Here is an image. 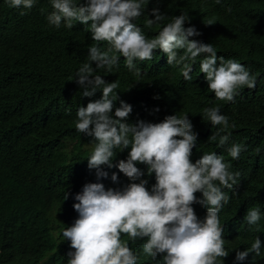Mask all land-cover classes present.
Wrapping results in <instances>:
<instances>
[{
  "label": "clouds",
  "instance_id": "1",
  "mask_svg": "<svg viewBox=\"0 0 264 264\" xmlns=\"http://www.w3.org/2000/svg\"><path fill=\"white\" fill-rule=\"evenodd\" d=\"M150 1L50 0L51 9L45 17L49 26L72 29L81 25L90 31L94 41L88 48V62L75 73L87 102L78 107L75 129L93 139L88 141L87 162L71 170L78 162L72 163L64 170L63 182L71 186L64 199L70 215L78 213V218L62 232L70 243L63 264H223L227 258L230 262L234 259L233 263L248 261L253 253L260 257L258 237L249 239L241 251L229 252L226 248L227 236L219 212L230 199L224 189L234 191L240 173L232 171L231 162L216 152L204 153L192 162L197 133L187 113H164L158 123H125L132 109L123 100L115 106L120 97L117 83L94 75L97 69L113 73L123 57L125 66L139 76L136 62L152 60L159 49L166 54L170 66H181L186 81L195 74L209 95L212 106L202 110L203 121L218 131L208 141L216 142L218 147L229 142L230 129L236 126L221 114L220 106H230L245 88L254 89L256 77L245 68L249 66L245 58L227 59L220 49L218 52L214 40L205 37L194 23L208 3L219 0H192L186 4L171 0V6L176 7L171 21L149 39L134 21L145 13ZM36 2L7 0L10 8L25 10L21 15ZM154 2L168 9L165 0ZM158 7L150 10L152 17L147 26L165 21ZM226 11L231 12V8ZM203 22L216 23L214 18ZM81 39L78 36L73 45ZM101 44H107L106 50L101 49ZM124 149H129L127 159L116 160L110 188L102 184L104 179L95 182L108 177L103 166L112 168L117 152ZM245 149L246 145L234 143L227 148V154L238 160ZM255 151L259 154L260 149ZM137 164L146 165L148 175L155 174L150 191L147 180L142 179L145 172ZM137 180L139 183H131ZM124 181L130 183L125 186ZM75 188L78 192L72 193ZM197 192L202 199L195 195ZM196 203L206 206L203 220L192 207ZM242 220L244 229L257 225L259 232L260 209H248Z\"/></svg>",
  "mask_w": 264,
  "mask_h": 264
},
{
  "label": "trees",
  "instance_id": "2",
  "mask_svg": "<svg viewBox=\"0 0 264 264\" xmlns=\"http://www.w3.org/2000/svg\"><path fill=\"white\" fill-rule=\"evenodd\" d=\"M190 1L182 0L185 4ZM165 2L167 10L151 0L145 13L134 21L149 39L171 21L176 7L171 6V0ZM256 2H210L194 19L205 37L214 42L217 39V50L227 59L245 58L249 65L245 68L256 77L254 89L245 88L230 106H220L221 114L236 126L230 129L231 136L224 147L208 141L218 129L203 121L202 110L212 103L202 82L195 74L191 81H186L181 77V66H170L166 54L159 49L155 50L152 60L136 62L140 67L139 76L125 66L123 57L113 73L108 74L103 69L94 72L108 82L117 83L120 97L114 102L116 107L120 100L131 105L132 111L125 123L135 124L138 120L158 123L164 119V113L183 112L179 116L187 113L197 133L192 162L204 153L216 152L224 156L226 162H231L232 171L240 173L234 191L224 189L230 199L219 212L224 236H227L226 248L229 252L241 251L250 243L249 239L254 241L258 237L261 256L253 253L248 261L236 263L227 258L223 264H264V30L261 29L264 28V0ZM154 7H158L166 19L147 26ZM228 8L231 12L226 11ZM40 9L45 11L41 13ZM49 9L50 0H37L31 10L21 15L23 8H10L7 0H0V264H63L70 243L62 232L78 218V213L70 215L68 211L64 198L71 186L65 184L63 178L69 165L78 162L70 169L79 168L90 155L88 141L93 138L75 129L78 107L87 105L75 73L88 62V48L94 41L90 31L81 25H74L72 29L49 26L45 18ZM213 18L216 23L212 25L203 22ZM78 36L82 37L81 41L73 45ZM100 47L106 50L108 46L101 44ZM92 66L95 67V62ZM234 143L246 145L238 160H232L227 154V148ZM257 148L259 154L255 151ZM128 151L117 152L114 166H103L108 177L95 182L104 179L102 184L110 188L115 164L126 160ZM70 159L74 161L69 163ZM136 166L143 168L142 179L147 180L146 187L150 191L155 174L148 175L144 164ZM132 182L139 183L138 180ZM129 183L123 182L125 186ZM77 192L75 188L72 193ZM195 195L202 199L201 193ZM192 207L203 220L206 206L196 203ZM254 207L261 211L259 232L257 225L248 230L243 228V216Z\"/></svg>",
  "mask_w": 264,
  "mask_h": 264
},
{
  "label": "bare ground",
  "instance_id": "3",
  "mask_svg": "<svg viewBox=\"0 0 264 264\" xmlns=\"http://www.w3.org/2000/svg\"><path fill=\"white\" fill-rule=\"evenodd\" d=\"M256 1H257V0H254V2H256ZM247 2H248V1H247ZM247 2H245V3H247ZM250 2H251V1H250ZM258 2H259V1H258ZM256 3H257V2H256ZM248 4H249L248 6H247V4H246L247 7L250 6V3H248ZM251 4L253 5V3H251ZM253 6H254V5H253ZM253 6H251V7H253ZM251 7H250V8H251ZM250 10H251V9H250ZM252 21H253V20H252ZM228 22H229V21H228ZM232 23L234 24L233 21H232ZM236 23H237V22H236ZM237 24H238V23H237ZM242 24H243V23H242ZM252 24H254V23H252ZM238 25H239V24H238ZM259 25H260V24H259ZM234 26H236V25H234ZM234 26H233V27H234ZM243 26H245V25L243 24ZM262 26H263V25H262ZM246 27H248V26L246 25ZM234 28H236V27H234ZM240 28H242V27H240ZM261 29L264 30V28H261ZM232 30H233V29H232ZM239 31H240V30H239ZM260 31H261V30H260ZM151 32H152V31H151ZM230 32H232V31H230ZM242 32H243V31H242ZM262 32H263V31H262ZM147 33H148V32H147ZM258 33H259V32H258ZM263 33H264V32H263ZM229 34H230V33H229ZM239 34H240V33H238V35H239ZM229 39H230V38H229ZM216 40H217V39H216ZM216 40H215V42H216ZM219 41H220V40H219ZM217 43H218V42H217ZM218 44H219V43H218ZM220 45H221V42H220ZM252 48H253V47H252ZM255 48H256V47H255ZM255 48H254V49H255ZM259 48H260V47H259ZM255 50H257V49H255ZM253 51H254V50H253ZM257 51H258V50H257ZM255 52H256V51H255ZM255 52H253V53H255ZM249 53H251V50H250ZM255 54H256V53H255ZM251 55H252V57L256 58L255 55H254V56H253V54H251ZM256 56H257V55H256ZM154 57H155V56H154ZM250 57H251V56H250ZM252 57H251V59H253ZM156 59H157V58H156ZM160 59H161V58H160ZM157 60H159V59H157ZM155 62H156V60L154 61V63H155ZM141 63H142V62H141ZM144 64H145V63H144ZM144 64H143V65H144ZM140 66H141V65H140ZM144 66H145V65H144ZM166 66H167V65H166ZM141 67H142V66H141ZM153 67H154V66H153ZM123 68H124V67H123ZM125 68H126V67H125ZM139 68H140V67H139ZM149 68H150V67H149ZM149 68H148V69H149ZM142 69H143V68H142ZM146 69H147V68H146ZM146 69H145V70H146ZM148 69H147V70H148ZM153 69H154V68H153ZM162 69H163V68H162ZM154 70H155V69H154ZM154 70H152V71H154ZM158 70H159V69H158ZM174 70H175V69H174ZM169 73H170V72H169ZM179 73H180V72H179ZM171 74H172V73H171ZM167 75H168V74H167ZM179 76H180V75H179ZM181 77H182V74H181ZM178 78H179V77H178ZM178 78H177V79H178ZM150 80H151V79H150ZM153 80H154V79H152L151 81H153ZM147 81L149 82V80H147ZM151 81H150V82H151ZM154 81H155V80H154ZM143 82H144V81H143ZM145 83H146V82H145ZM156 83H157V82H156ZM148 84H149V83H148ZM153 85H154V84H153ZM143 91H144V90H143ZM145 91H146V90H145ZM145 93H147V92H145ZM142 95L145 96L144 94H142ZM141 98H143V97H141ZM185 101H186V100H185ZM139 102H142V101L139 100ZM115 103H116V102H115ZM143 103H144V102H143ZM143 103H142V104H143ZM185 103H186V102H185ZM137 104H139V103H136V105H137ZM182 105H183V104H182ZM139 106H140V104L138 105V107H139ZM169 107H170V106H169ZM179 107H180V106H179ZM134 108H135V107H134ZM172 108H173V107H172ZM174 108H175V107H174ZM168 109H169V108H168ZM175 109H176V108H175ZM169 110H170V109H169ZM78 146H79V145H78ZM80 146H81V145H80ZM53 150L55 151L56 149L54 148ZM56 154H57V153H56ZM56 154H55V155H56ZM55 155H54V156H55ZM54 158H55V157H54Z\"/></svg>",
  "mask_w": 264,
  "mask_h": 264
}]
</instances>
